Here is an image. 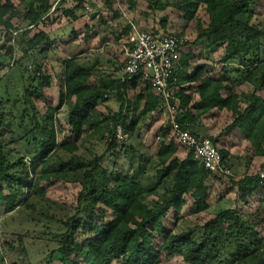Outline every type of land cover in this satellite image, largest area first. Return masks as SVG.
<instances>
[{"label": "trees", "instance_id": "obj_1", "mask_svg": "<svg viewBox=\"0 0 264 264\" xmlns=\"http://www.w3.org/2000/svg\"><path fill=\"white\" fill-rule=\"evenodd\" d=\"M18 1L15 6L10 0H0V36L11 42L4 55L11 61L14 47L20 54L7 65L0 63V73L5 72L0 76V208L4 216L25 212L33 230L14 234L15 242L10 236L4 237L0 264H30L25 238L51 245L43 264H157L162 257L173 256L184 264H264V237L258 231L260 216L241 215L236 209L220 211L199 229L198 240L188 233L173 234L164 225L170 211L177 221L186 201L191 203L193 214L208 209L206 181L211 175L192 152L179 160L163 99L149 86L142 87L138 78L128 80L123 74L114 77L118 68L106 76L95 62H86V51L80 49V57L61 62L62 89L57 106L52 107L44 91L50 87V77L43 74L40 58L53 50L55 41L38 26L55 14L77 22L90 0H60L56 5L54 0ZM144 1L151 13L163 12L167 7L181 13L185 26L178 39L194 34L193 41L184 42V46L203 44L209 53L222 52L214 78L207 76L214 71L207 63L180 51L174 72L179 86L177 123L196 138L207 139L229 170L233 156L227 141L234 134L250 150L245 167L252 159H264V25L253 22V0ZM112 3L106 0V9L118 19ZM134 7L129 2L127 9L132 11ZM15 18L18 28L12 24ZM166 21L165 17L159 21L164 32ZM100 23L107 24L102 19ZM123 30L126 34L130 27ZM16 32H20L18 39ZM147 32L156 34L154 30ZM187 84L191 86L185 87ZM245 84L250 87L247 92L241 91ZM190 89L197 95L196 100L188 94ZM11 98H18L19 110L8 109ZM111 99L117 110L101 112L100 107ZM62 107L67 109L65 122L73 137L71 142L60 140L63 130L55 115ZM213 110L230 113L231 121L214 137L202 135L201 119ZM161 115L165 119L158 127L159 142L150 154L151 161L137 154L134 146L116 142V127L122 128L128 140L137 141L141 127L150 130ZM84 138L105 144L106 150L100 156L86 158L79 153ZM223 140L227 148L219 147ZM20 146L32 147L31 157L9 161ZM114 151L123 152L131 176L108 174L102 169L103 159ZM149 165L154 170L145 185ZM261 168L264 171V163ZM70 181L81 190L72 215L65 220L53 219L61 231L39 226L41 221L31 216L39 214L49 221L52 218L37 213L29 203L30 197L45 199L44 185ZM263 182L259 175L247 174L233 182L235 202L247 205ZM148 198L153 200L148 202ZM81 235L87 237L79 240Z\"/></svg>", "mask_w": 264, "mask_h": 264}, {"label": "rangeland", "instance_id": "obj_2", "mask_svg": "<svg viewBox=\"0 0 264 264\" xmlns=\"http://www.w3.org/2000/svg\"><path fill=\"white\" fill-rule=\"evenodd\" d=\"M15 6H18V0H10ZM27 1V0H25ZM60 0H54L56 5ZM106 0H90L87 5V9L81 19L77 22H70L68 19L62 18L59 14L51 15L48 22H44L38 26V30L47 34L49 38L55 41L54 48L46 56L40 58V63L43 66V74L50 77V87L44 90L48 99L51 100L52 107H56L59 100V92L62 89L60 84V76L62 73L61 62L63 59L74 55L79 49H85L86 62L90 64L95 62L98 66L106 65V60H114V66L124 63V55L121 50V45L126 40V35L123 28L125 26L135 27L137 30L147 32L150 30L163 31L160 27L159 21L161 18H166V31L168 33H174L178 35L185 26V22L181 19V13L176 10L175 7H167L163 12L151 13L147 9V4L144 0H111L112 10L119 16L118 19H113L112 14L107 12L105 6ZM132 2L135 7L132 11L127 9L128 3ZM251 12L254 15L253 22L255 24L264 25V0H253ZM203 21L206 22V17H203ZM56 18V21H53ZM100 19L106 21V25L103 26L100 23ZM52 20V21H51ZM13 27H19V21L15 18L12 21ZM132 24V25H130ZM87 27V28H85ZM87 32L85 33V31ZM130 31V30H129ZM17 39L20 32L15 33ZM121 36V37H120ZM117 37H119L118 40ZM194 39V34L188 35L182 39V54L190 51L196 60L205 62L209 66H219L220 58L222 56L221 50L215 53H209L202 45L184 46V42H191ZM11 42H8L7 38L0 36V63L7 65L8 63L17 60L20 57L17 47L11 55L5 56V49ZM107 43V44H105ZM81 45V46H80ZM89 50L90 52H87ZM231 67V66H229ZM235 68V66H232ZM5 74L4 71L0 73V76ZM214 76V75H213ZM16 86V85H15ZM141 87V86H140ZM13 86L10 84V91L12 93ZM18 89V88H16ZM14 89V90H16ZM250 87L246 84L241 87V91L247 92ZM137 92V91H136ZM132 96V92L129 93ZM18 99V98H17ZM16 98H11V103L8 109L19 110L20 103L16 102ZM16 102V103H15ZM117 110V104L111 99L100 107L101 112ZM67 109H62L55 115L58 123H60L63 133L60 136V140L64 139V142L73 141V137L69 134V128L65 122V116ZM165 115L156 117L155 122L152 123L150 130H146L141 127L138 132V140H128L127 137L123 141V144L132 145L136 148L137 154L146 156L149 160L151 152H153L158 144V127L163 122ZM230 122V116L228 113L214 116L212 119L211 128L215 130V134H218L228 123ZM82 139L79 143V153L91 157V155L100 156L106 150V146L103 143H96L95 139ZM234 142H238L236 137L232 138ZM229 141H227L228 143ZM177 147V157L182 159L186 155V151L174 142ZM219 147H225V144L220 142ZM232 151V168L230 176L226 178H217L211 176L207 181L209 195L206 199L208 209L201 214H193L192 206L189 201H186V205L179 213L177 221L174 220V212L170 211L164 220V225L167 229L173 232V234L188 233L194 240H198L200 237L199 229L204 226L210 219L214 218L216 214L223 210L236 209L239 214H252L257 219L260 216V226L258 228L259 233L264 237V182L258 191L253 194L251 201L247 204H241L235 202L236 188L233 187V182L240 179L245 174L247 175H260L264 174L261 166L264 163L263 158L252 159L251 164L245 167V157L251 158L250 150L246 145L237 144L233 146ZM33 153L32 147H17L14 153L9 156V161L16 160L20 157H31ZM129 156V155H128ZM151 161V160H150ZM102 169L106 173H123L132 175V169L129 162L123 155V152L114 151L103 159L101 163ZM146 173L144 175L143 184L147 185L151 179L153 173V167L147 166ZM140 176V175H139ZM46 191V198L40 199L36 196H32L29 199V203L33 204L37 210V213L46 214L52 218L51 221L42 219L43 216L36 214L33 217L37 221H41L39 226H49L51 231H61L60 225L54 223L55 220H65L72 215V209L76 207V198L81 188L77 183L67 182L64 184L44 185ZM148 202L153 198H148ZM25 212L15 211L14 213L4 216L2 209L0 208V246L7 237H11L14 242L17 235L14 234H26V232H32L33 228L29 225ZM28 215V214H27ZM55 219V220H53ZM28 230V231H26ZM23 231H26L23 233ZM12 235V236H11ZM5 237V239H4ZM87 237V235H81L79 240ZM25 243L28 246V262L30 264H43V259L46 251L51 249V245L42 244L39 241H32L29 238H25ZM46 245V246H45ZM1 252V247H0ZM6 260V259H5ZM26 264V263H25ZM54 264H57L54 262ZM157 264H184L178 257H162L161 261Z\"/></svg>", "mask_w": 264, "mask_h": 264}, {"label": "built area", "instance_id": "obj_3", "mask_svg": "<svg viewBox=\"0 0 264 264\" xmlns=\"http://www.w3.org/2000/svg\"><path fill=\"white\" fill-rule=\"evenodd\" d=\"M181 46L182 40L174 33L156 31V34H151L132 26L121 45L124 55L122 74L128 80L138 78L142 87L149 86L161 96L174 142L186 152H192L211 176L229 177V169L222 165L220 155L211 143L207 139L196 138L189 129H182L176 121L179 86L174 72L179 62ZM125 138L122 128L116 127V142H123ZM259 178L264 179V174H260Z\"/></svg>", "mask_w": 264, "mask_h": 264}, {"label": "crops", "instance_id": "obj_4", "mask_svg": "<svg viewBox=\"0 0 264 264\" xmlns=\"http://www.w3.org/2000/svg\"><path fill=\"white\" fill-rule=\"evenodd\" d=\"M108 12V11H107ZM130 25H132V24H130ZM155 31V30H154ZM186 42V41H185ZM105 44H107V43H105ZM199 45H202V47L205 49V47H204V45L203 44H199ZM81 46V45H80ZM82 50H84L83 48H81ZM180 51H181V54H182V48L180 49ZM79 52H80V49L78 50V52H75V54L74 55H70L69 57H80L81 55H78L79 54ZM87 52H90L89 50H87ZM207 52H208V50H207ZM187 53H190L191 55H193L190 51H188ZM187 53H185V54H187ZM69 57H67V58H69ZM106 65L104 66V65H102V66H98V64L96 63V66H97V68L99 69V70H101V72L102 73H104L106 76H108V75H111V73H113V71L114 70H116V68H118L117 70V73H114V77H117V78H119V77H121L122 76V72H121V69H122V67H123V65H124V63L123 64H119L117 67L116 66H114V64L113 63H115V61L114 60H106ZM209 65V64H208ZM178 66V65H177ZM207 66V65H206ZM208 67H210L212 70H214V71H212L211 73H208V75L207 76H210V77H214V78H216L217 77V74H216V68H215V66H208ZM191 70L190 71H188L187 72V74L189 75V74H191ZM214 75V76H213ZM187 86H191V85H189V84H187V85H185V87H187ZM193 91V89H190V91H188L189 93L188 94H191V98H192V101L193 100H196L197 99V95L196 94H193V93H191ZM223 113H228V112H225V111H221V112H217L216 110H213V111H211V113H209L208 115H206L205 117H203L202 119H201V123H202V131H201V134L202 135H207V136H211V137H214V136H216V135H214L215 134V130L214 129H212L211 128V123H212V119H213V117L214 116H217V114L219 115H222ZM229 114V116L231 117V115H230V113H228ZM230 121H231V118H230ZM230 123V122H229ZM228 123V124H229ZM227 124V125H228ZM223 130V129H222ZM221 130V131H222ZM220 131V132H221ZM219 132V133H220ZM234 137H236V139L238 140V142H234L233 141V139L231 138V139H229L228 141H229V145H230V148H229V150H230V153L232 154V151H233V146L234 145H237V144H242V145H246L243 141H241V139L239 138V136H237L236 134H234ZM233 137V138H234ZM223 143L225 142V140H223L222 141ZM228 144H227V146H228ZM225 146H226V144H225ZM227 146H226V148H227ZM185 158V157H184ZM184 158H182V159H179V160H183ZM233 161H231V163H232Z\"/></svg>", "mask_w": 264, "mask_h": 264}]
</instances>
